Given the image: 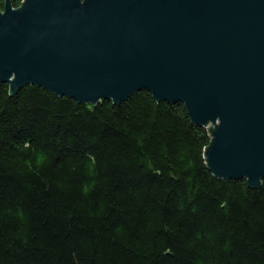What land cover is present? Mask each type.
Segmentation results:
<instances>
[{
  "label": "trees",
  "instance_id": "trees-1",
  "mask_svg": "<svg viewBox=\"0 0 264 264\" xmlns=\"http://www.w3.org/2000/svg\"><path fill=\"white\" fill-rule=\"evenodd\" d=\"M11 90L0 81V264H264V180L214 176L211 132L183 103Z\"/></svg>",
  "mask_w": 264,
  "mask_h": 264
},
{
  "label": "water",
  "instance_id": "water-1",
  "mask_svg": "<svg viewBox=\"0 0 264 264\" xmlns=\"http://www.w3.org/2000/svg\"><path fill=\"white\" fill-rule=\"evenodd\" d=\"M0 81L80 104L146 90L210 129L214 176L264 180V0H24L0 11Z\"/></svg>",
  "mask_w": 264,
  "mask_h": 264
},
{
  "label": "built area",
  "instance_id": "built-area-1",
  "mask_svg": "<svg viewBox=\"0 0 264 264\" xmlns=\"http://www.w3.org/2000/svg\"><path fill=\"white\" fill-rule=\"evenodd\" d=\"M210 128H211V125H209L207 129L210 131Z\"/></svg>",
  "mask_w": 264,
  "mask_h": 264
},
{
  "label": "rangeland",
  "instance_id": "rangeland-1",
  "mask_svg": "<svg viewBox=\"0 0 264 264\" xmlns=\"http://www.w3.org/2000/svg\"><path fill=\"white\" fill-rule=\"evenodd\" d=\"M210 129H214V126L211 124V128Z\"/></svg>",
  "mask_w": 264,
  "mask_h": 264
}]
</instances>
